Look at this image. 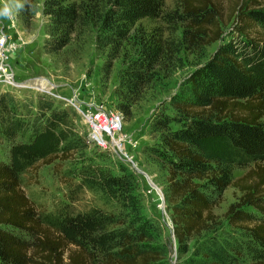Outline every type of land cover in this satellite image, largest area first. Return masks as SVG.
<instances>
[{
	"label": "trees",
	"instance_id": "16d2710c",
	"mask_svg": "<svg viewBox=\"0 0 264 264\" xmlns=\"http://www.w3.org/2000/svg\"><path fill=\"white\" fill-rule=\"evenodd\" d=\"M27 2L31 7L20 10L24 20L36 12L37 0ZM163 3L112 0L96 12L100 29L107 31L106 44L125 39L138 20L156 17ZM178 3L188 19L185 32L191 42L201 32L209 36L206 44L220 38L222 10L216 0ZM44 12L51 17L52 29L82 23V6L71 0H45ZM231 15L236 16L233 38L194 71L184 91L172 97L175 113H164L151 126L152 132L160 133L161 144L145 148L166 166L173 232L178 250L190 253L183 264H229L247 255V247L256 252L253 264H264V34L259 30L264 29V0H237ZM44 46L48 51L58 49ZM153 55H158L156 50ZM153 61L152 56H139L125 69L121 84L129 95L147 83ZM15 91L0 88V264H90L96 255L99 259L113 254L118 256L116 264L164 259L165 250L144 243L146 220L138 226L132 220L126 228L134 230L128 233L125 228L107 231L112 222L105 223L108 214L98 211L57 218L37 210L22 187V173L39 161L50 164L68 158L75 145L70 139L60 144L72 135L65 127L67 110L43 100L26 103ZM173 121L183 124L174 129ZM237 167L249 170L235 178ZM86 172L85 184L137 205L132 172L117 176L92 165ZM229 186L242 192L225 213L228 224L240 230L236 236L230 231L216 233L221 223L214 206ZM135 211L139 214L140 207ZM205 231L212 234L191 249L190 241ZM120 238L124 240L116 242Z\"/></svg>",
	"mask_w": 264,
	"mask_h": 264
},
{
	"label": "rangeland",
	"instance_id": "374dc122",
	"mask_svg": "<svg viewBox=\"0 0 264 264\" xmlns=\"http://www.w3.org/2000/svg\"><path fill=\"white\" fill-rule=\"evenodd\" d=\"M44 1L37 0L35 15L30 20H24L20 10L14 11L19 20L16 28L12 29L13 38L20 36L23 42L13 55V65L18 81L29 83L34 77L50 78L56 85V95L38 94L34 89L23 87L18 88L15 94L26 103L37 104L43 100L51 102L53 108L67 110L69 117L65 127L72 135L68 134V139L60 144L64 146L70 139L75 148L66 159L56 158L50 164L39 161L34 167L26 169L21 175L23 189L37 210L46 216L60 218L79 212L90 214L98 211L108 214L105 223L112 222L107 225V231L125 228L128 233L134 230L126 228L132 220H136L135 226L146 220L148 239L144 243L165 250L164 259L154 264H183L190 253L178 250L173 232L166 166L145 148L161 144L160 133L152 132L151 126L164 113H175L170 102L172 97L184 91L194 71L233 38L236 16L231 13L237 0H216L222 10V34L210 44H206L209 36L202 32L194 43L189 34L187 37L188 19L179 0H164L156 17H145L131 24L126 38L111 44H106L107 31L100 29L96 12L109 6L112 0H71L82 6V23L56 29H52L51 17L44 12ZM2 7L3 3H0ZM259 30L264 34L262 27ZM45 44L58 49L48 51ZM155 50L156 57L153 55ZM145 55L153 57L155 67L147 72V83L139 86L138 92L129 95L121 84V76L133 60ZM0 88L3 89L2 86ZM82 105L86 108L100 105L123 114V134L127 137L125 150L133 157L137 168L148 176L120 154L112 149L103 151L91 140L90 130L82 119ZM182 124L173 121L170 126L175 129ZM91 165L117 176L132 172L137 205H132L130 200L119 201L103 188L85 184L86 169ZM248 170L249 167H237L234 177L239 178ZM241 195L237 187L229 186L223 193L222 201L214 206L217 220L221 223L216 226L217 234L230 231L236 236L240 231L228 224L225 213L232 203L239 201ZM137 206L140 207L139 214L135 211ZM211 234V231H205L193 238L191 249ZM123 240L120 238L116 242ZM70 248L73 246L70 245ZM89 249L97 254V249ZM255 253L247 247V255L229 264H253L252 254ZM116 258L115 254L109 258L102 255L99 259L96 255V261L90 264H116Z\"/></svg>",
	"mask_w": 264,
	"mask_h": 264
},
{
	"label": "built area",
	"instance_id": "2783aa9c",
	"mask_svg": "<svg viewBox=\"0 0 264 264\" xmlns=\"http://www.w3.org/2000/svg\"><path fill=\"white\" fill-rule=\"evenodd\" d=\"M0 19V86L3 89L28 88L36 92L55 94L56 85L50 78L39 76L31 78L29 84L18 81L13 65L15 55L22 44L19 36L13 38L12 29L16 28L19 18L13 13L11 19ZM31 82V83H30ZM8 87V88H5ZM82 119L90 130L91 140L103 151L113 150L120 156L131 162L137 169L133 157L125 150L127 137L123 134L124 117L115 109L104 106H91L86 108L82 105Z\"/></svg>",
	"mask_w": 264,
	"mask_h": 264
},
{
	"label": "clouds",
	"instance_id": "9594fccd",
	"mask_svg": "<svg viewBox=\"0 0 264 264\" xmlns=\"http://www.w3.org/2000/svg\"><path fill=\"white\" fill-rule=\"evenodd\" d=\"M0 3H3V7L0 8V19H11L14 11L31 7L27 0H0Z\"/></svg>",
	"mask_w": 264,
	"mask_h": 264
},
{
	"label": "bare ground",
	"instance_id": "6f19581e",
	"mask_svg": "<svg viewBox=\"0 0 264 264\" xmlns=\"http://www.w3.org/2000/svg\"><path fill=\"white\" fill-rule=\"evenodd\" d=\"M31 83V82H30ZM25 84H29V83H25ZM154 185V184H153ZM156 190L158 191L159 195L162 196V192L159 188L156 187Z\"/></svg>",
	"mask_w": 264,
	"mask_h": 264
},
{
	"label": "water",
	"instance_id": "95a60500",
	"mask_svg": "<svg viewBox=\"0 0 264 264\" xmlns=\"http://www.w3.org/2000/svg\"><path fill=\"white\" fill-rule=\"evenodd\" d=\"M137 170H139L140 172H143L141 171L140 169L137 168ZM143 174H145V176H148L146 173L143 172ZM162 197H163V194H162Z\"/></svg>",
	"mask_w": 264,
	"mask_h": 264
}]
</instances>
